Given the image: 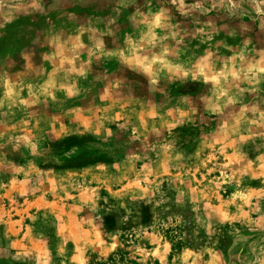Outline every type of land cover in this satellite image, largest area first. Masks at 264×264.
Returning <instances> with one entry per match:
<instances>
[{"label":"rangeland","instance_id":"obj_1","mask_svg":"<svg viewBox=\"0 0 264 264\" xmlns=\"http://www.w3.org/2000/svg\"><path fill=\"white\" fill-rule=\"evenodd\" d=\"M0 264H264V0H0Z\"/></svg>","mask_w":264,"mask_h":264},{"label":"crops","instance_id":"obj_2","mask_svg":"<svg viewBox=\"0 0 264 264\" xmlns=\"http://www.w3.org/2000/svg\"><path fill=\"white\" fill-rule=\"evenodd\" d=\"M58 172H60V173H58ZM62 173L63 174H68V175H71V174H76L74 171H55V172H52L51 174H50V176H49V179L50 178H54V177H56V176H58V174L59 175H62ZM99 176H101L102 177V179H101V182L102 183H105V181H109V180H111V178H112V173H109V174H106L105 173V169H104V174H102V175H99ZM91 178V177H90ZM90 178H89V180H90ZM48 179V180H49ZM91 181V180H90ZM45 184V183H44ZM44 184H42V185H40V186H43ZM97 188V187H96ZM83 189V188H82ZM46 191H43V190H38V192H37V190H36V192L34 193V196L36 197V195H39V196H41V197H44V196H46ZM81 194H82V191L81 192H79L78 194H77V196H81ZM38 196V197H39ZM39 199V198H38ZM38 204H41V203H39L38 201H34L33 202V204L32 205H29V206H35L36 208L39 206ZM47 205L48 206H52L51 205V200H49L48 201V203H47ZM69 220V219H68Z\"/></svg>","mask_w":264,"mask_h":264}]
</instances>
